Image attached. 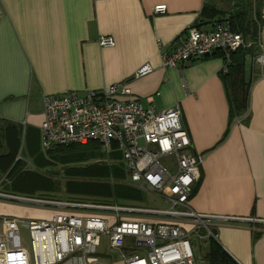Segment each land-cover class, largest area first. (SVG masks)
I'll use <instances>...</instances> for the list:
<instances>
[{"label": "crops", "instance_id": "0c3cea01", "mask_svg": "<svg viewBox=\"0 0 264 264\" xmlns=\"http://www.w3.org/2000/svg\"><path fill=\"white\" fill-rule=\"evenodd\" d=\"M158 4L165 13H153ZM238 9L234 0H0V155L17 151L26 170L39 162L47 94L125 82L144 108L178 103L192 150L203 156L190 206L232 218L211 220L219 244L239 264H264V221H256L264 220V71L244 56L248 109L230 124L222 52L161 66V53L190 26L210 29ZM101 35L114 45L101 47ZM145 63L153 70L135 77ZM22 207L0 200V223Z\"/></svg>", "mask_w": 264, "mask_h": 264}, {"label": "built area", "instance_id": "2783aa9c", "mask_svg": "<svg viewBox=\"0 0 264 264\" xmlns=\"http://www.w3.org/2000/svg\"><path fill=\"white\" fill-rule=\"evenodd\" d=\"M166 9L165 4H158L153 13L163 14ZM98 43L113 46L114 39L101 35ZM250 45L225 17L214 20L210 29L190 26L185 38L161 53V66L179 68L220 51L224 56L222 72H226L231 53ZM259 46L263 53L257 61L264 65V36ZM152 70L145 63L134 76ZM43 114V150L95 141L108 156L120 153L128 185L160 196L168 206L20 195L3 190L8 181L4 177L0 179V200L52 213L48 218L1 217L0 264H110L98 253L104 234L108 235L110 254L123 264H200L201 245L209 237L217 239L211 220L232 218L196 212L190 206L203 156L192 150L178 103L160 111L144 108L131 97L125 82H115L81 94L76 90L47 94L43 96ZM22 225L29 230V247L22 244Z\"/></svg>", "mask_w": 264, "mask_h": 264}, {"label": "rangeland", "instance_id": "374dc122", "mask_svg": "<svg viewBox=\"0 0 264 264\" xmlns=\"http://www.w3.org/2000/svg\"><path fill=\"white\" fill-rule=\"evenodd\" d=\"M237 2V0H234ZM249 7V29L246 34V40L251 42L252 50L250 52L251 61L264 71V65L257 61V58L263 53L259 46L261 36H264V0H242ZM115 147V146H114ZM39 162L33 160L29 169L34 170L38 181L28 185L29 189L13 190L20 195H32L47 197L57 200H83V201H110L124 204H137L141 206H152L166 208L167 203L154 193L133 188L128 185L129 178L123 171L121 157L118 152L107 155L100 152L93 157L74 158L63 156H51L47 151H40ZM99 162H101L99 164ZM101 166H103L101 168ZM100 168V169H97ZM115 182L116 185L113 183ZM122 188H129L126 192H131L132 196L123 195ZM11 191V185H8ZM20 217L27 218H48L51 211L40 210L38 208H26L22 204ZM22 244L30 246L29 230L25 226H20ZM101 245L98 253L109 261L110 264H122V261L112 256L107 246L108 235H102ZM202 246V245H201ZM204 247V244H203ZM201 248V247H200ZM199 251L202 256L207 251ZM200 264H202L198 256Z\"/></svg>", "mask_w": 264, "mask_h": 264}, {"label": "trees", "instance_id": "16d2710c", "mask_svg": "<svg viewBox=\"0 0 264 264\" xmlns=\"http://www.w3.org/2000/svg\"><path fill=\"white\" fill-rule=\"evenodd\" d=\"M236 5L239 7L237 11L236 19L232 16L229 17L232 28L239 31L246 38V34L249 29V7L237 0ZM252 47L240 48L230 55V63L227 65V71L222 72V77L225 81L228 89L229 100V122L240 118L246 113L248 109V88L249 84L243 80V58L245 55H250ZM101 146L99 143L92 141L86 144L72 143L68 145H58L49 150L47 153L51 156H63L84 158L93 157L101 152ZM17 151H10L5 155H0V176L6 178L8 182L3 183V187L8 189V185H11V190H24L29 189L28 185H32L38 181L37 175L34 170H26L20 159L16 158ZM40 157V154L38 155ZM37 156V157H38ZM101 162H99L100 164ZM103 166H101L102 168ZM100 169V168H97ZM114 185L115 182L113 183ZM132 187V186H131ZM123 195L132 196L129 188H121ZM204 247H207V251L200 256L202 264H239L222 246L219 244L216 238L209 237L203 243ZM203 245L201 251L205 250Z\"/></svg>", "mask_w": 264, "mask_h": 264}]
</instances>
